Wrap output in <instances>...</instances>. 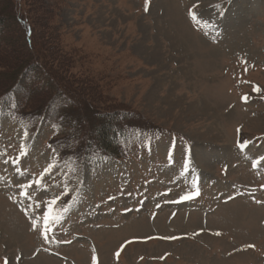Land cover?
Returning <instances> with one entry per match:
<instances>
[{
    "label": "rangeland",
    "instance_id": "1",
    "mask_svg": "<svg viewBox=\"0 0 264 264\" xmlns=\"http://www.w3.org/2000/svg\"><path fill=\"white\" fill-rule=\"evenodd\" d=\"M22 4L38 44L70 60L36 52L57 82L161 133L122 135L124 158L101 162L67 129L0 111V264H264V0ZM4 21L11 56H27Z\"/></svg>",
    "mask_w": 264,
    "mask_h": 264
},
{
    "label": "trees",
    "instance_id": "2",
    "mask_svg": "<svg viewBox=\"0 0 264 264\" xmlns=\"http://www.w3.org/2000/svg\"><path fill=\"white\" fill-rule=\"evenodd\" d=\"M25 5L27 6L26 0ZM32 13L33 10L25 8L22 0L18 2L0 0V55L6 54L0 59L12 67L16 66L12 71L8 70V73L3 71L0 74L4 81L0 83L1 88L6 85L0 90L1 112L27 119L33 126L38 122L49 121L67 129L69 136L66 134L65 138L78 142L77 149L83 157L111 153L116 158H123L125 152L122 150L119 137L126 133H140L144 139L148 136L152 138L159 136L161 129L145 121L141 115L129 113L124 107L112 108L111 112L101 114L92 98L86 99L82 87L75 85L73 88L62 78L61 84L57 82L56 79L63 76L50 71V67L55 65L54 62L50 58L47 59L45 52L39 55L36 52L46 51L47 47L53 46L56 50L54 55L59 59L58 48L52 41L49 44H38L39 37L32 23ZM6 17L11 18L20 29L27 56L19 54L11 56L7 47L10 39L4 37L5 29L2 27ZM60 60L63 66L70 61L63 57ZM27 81L29 86L26 92L23 84ZM112 135L116 137L110 140L109 137ZM56 142L51 140L49 146L53 147ZM109 147L110 152L105 150Z\"/></svg>",
    "mask_w": 264,
    "mask_h": 264
},
{
    "label": "snow or ice",
    "instance_id": "3",
    "mask_svg": "<svg viewBox=\"0 0 264 264\" xmlns=\"http://www.w3.org/2000/svg\"><path fill=\"white\" fill-rule=\"evenodd\" d=\"M145 3L148 4V3H149V0H145ZM145 10H147V8H146ZM246 146H247L246 144H238V147H239L241 150H243ZM25 154H26V153L24 152V148H23V146H22V147H21L20 155H19L18 157H16L14 160H12L13 165H17V164H19L20 160L22 159V157H23ZM94 159L103 162V161H106L107 158H106L105 156H103V155L97 154V155L94 156ZM262 159H264V158H262ZM257 163H258V161H254V162H253V167H255ZM53 167H55V165H49V167L46 168L45 171L41 174V178H40V179H37V180L35 181V184H36V185H39V184L41 183L42 178H43L45 175H48V174L50 173V171H51V168H53ZM19 171H20V169L17 168V172H18V173H19ZM31 186H32V182H29V184H28L27 186H25V185H21V188L24 189V188H26V187H31ZM66 194H67V190H65V193H64L63 195H66ZM27 195H28V193H27L26 191H24V190H22V191L20 192V196H21V197H27ZM188 198H190V197H188V196L181 197V199H188ZM60 199H61V197L58 196V197H56L54 200H52L51 203L54 205V204H56V202L59 201ZM109 199H113V197H109ZM45 222H46V224H47V213H45ZM33 224L35 225V221H33ZM217 234H218V233H217Z\"/></svg>",
    "mask_w": 264,
    "mask_h": 264
}]
</instances>
